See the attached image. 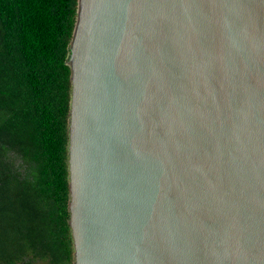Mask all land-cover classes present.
<instances>
[{
	"label": "water",
	"instance_id": "95a60500",
	"mask_svg": "<svg viewBox=\"0 0 264 264\" xmlns=\"http://www.w3.org/2000/svg\"><path fill=\"white\" fill-rule=\"evenodd\" d=\"M74 264H264V0H78Z\"/></svg>",
	"mask_w": 264,
	"mask_h": 264
},
{
	"label": "trees",
	"instance_id": "16d2710c",
	"mask_svg": "<svg viewBox=\"0 0 264 264\" xmlns=\"http://www.w3.org/2000/svg\"><path fill=\"white\" fill-rule=\"evenodd\" d=\"M78 0H0V264H74L70 44Z\"/></svg>",
	"mask_w": 264,
	"mask_h": 264
}]
</instances>
